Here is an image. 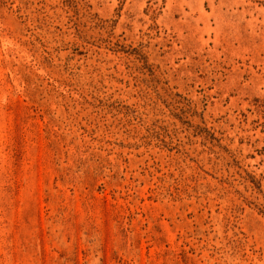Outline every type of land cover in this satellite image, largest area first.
Listing matches in <instances>:
<instances>
[{
    "label": "rangeland",
    "instance_id": "rangeland-1",
    "mask_svg": "<svg viewBox=\"0 0 264 264\" xmlns=\"http://www.w3.org/2000/svg\"><path fill=\"white\" fill-rule=\"evenodd\" d=\"M263 204L264 0H0V264H264Z\"/></svg>",
    "mask_w": 264,
    "mask_h": 264
},
{
    "label": "trees",
    "instance_id": "trees-1",
    "mask_svg": "<svg viewBox=\"0 0 264 264\" xmlns=\"http://www.w3.org/2000/svg\"><path fill=\"white\" fill-rule=\"evenodd\" d=\"M2 1V0H1ZM255 184H257V181L254 180L253 181ZM260 185H257V187H259ZM260 188V187H259ZM261 208V212L264 213V204L260 207Z\"/></svg>",
    "mask_w": 264,
    "mask_h": 264
}]
</instances>
